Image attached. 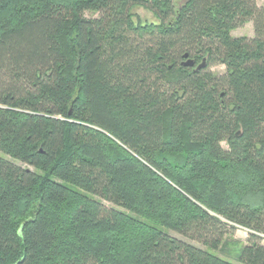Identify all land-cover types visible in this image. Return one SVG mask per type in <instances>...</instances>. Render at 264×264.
<instances>
[{
  "label": "trees",
  "instance_id": "16d2710c",
  "mask_svg": "<svg viewBox=\"0 0 264 264\" xmlns=\"http://www.w3.org/2000/svg\"><path fill=\"white\" fill-rule=\"evenodd\" d=\"M0 153V264H264V6L0 0Z\"/></svg>",
  "mask_w": 264,
  "mask_h": 264
},
{
  "label": "rangeland",
  "instance_id": "374dc122",
  "mask_svg": "<svg viewBox=\"0 0 264 264\" xmlns=\"http://www.w3.org/2000/svg\"><path fill=\"white\" fill-rule=\"evenodd\" d=\"M180 1H184V0H178V2H180ZM255 1H256V4L258 7L264 6V0H255ZM135 12H137L144 19L150 17L149 13L143 11L142 9L137 8L135 10ZM85 16L92 17V16H96V14L91 12V11H85ZM231 35L234 37L245 36L247 38H252L253 37V24H252V22L249 21V22L245 23L243 26H240V27L233 29L231 31ZM209 70L213 74L220 75V74L225 72V67L223 65L216 64V65L210 66ZM223 146H225V144H223ZM0 155L3 156L4 158H6L7 160L13 162L14 164L18 165V166L28 167L29 169H32V167L27 166L26 164H24L18 160H14V159L10 158L9 156L2 155L1 153H0ZM96 198L99 199L98 197H96ZM99 200H101V199H99ZM101 201L108 206L124 210L121 207L114 205L111 202H108L105 200H101ZM168 232L170 235L175 236L179 239H182L185 242L190 243L196 247L208 249L207 247H204L202 244L198 243L197 241L191 240L189 238H184V237H182V236H180L174 232H171L169 230H168ZM247 234H248V231L246 229L241 228V227H237L234 230L228 231L224 235L221 243L219 244V246L215 250H212V249H208V250L211 253H213L214 255H217V256L225 259V260L231 261V262L236 263V264H240L237 261L236 257L238 255V252H239V249L241 248V246L246 243Z\"/></svg>",
  "mask_w": 264,
  "mask_h": 264
},
{
  "label": "water",
  "instance_id": "95a60500",
  "mask_svg": "<svg viewBox=\"0 0 264 264\" xmlns=\"http://www.w3.org/2000/svg\"><path fill=\"white\" fill-rule=\"evenodd\" d=\"M184 57H187V55L185 54ZM184 64H185V65H189V66H191V65H193V60H191V59H187V60L184 62ZM203 65H204V61H202V63L199 64L198 67H201V66H203Z\"/></svg>",
  "mask_w": 264,
  "mask_h": 264
}]
</instances>
